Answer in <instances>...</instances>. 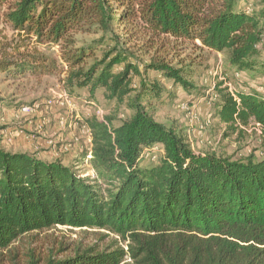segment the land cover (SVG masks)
<instances>
[{"label": "trees", "instance_id": "16d2710c", "mask_svg": "<svg viewBox=\"0 0 264 264\" xmlns=\"http://www.w3.org/2000/svg\"><path fill=\"white\" fill-rule=\"evenodd\" d=\"M243 1L0 0V21L15 33L0 44V81L53 74L60 58L67 89L93 95L101 88L133 111L118 126L111 117L85 121L89 177L61 160L0 148V264H264V96L215 89L220 122L262 130L263 156L243 159L194 152L144 102L162 100L171 86L196 87L192 64L186 71L159 54L171 39L225 54L234 72L259 69L264 11L252 13ZM79 34L95 37L83 41ZM135 38L145 41L140 49L158 54L141 58L128 44ZM52 44L60 45L58 58L39 50ZM154 147L164 151L160 162L142 165ZM59 226L109 231L127 250L114 241L73 248L54 241L49 250L16 245Z\"/></svg>", "mask_w": 264, "mask_h": 264}, {"label": "rangeland", "instance_id": "374dc122", "mask_svg": "<svg viewBox=\"0 0 264 264\" xmlns=\"http://www.w3.org/2000/svg\"><path fill=\"white\" fill-rule=\"evenodd\" d=\"M242 7L259 14L264 11V0H244ZM14 37L10 25L0 21V44ZM93 37V34L77 36L83 41ZM130 39L127 37L128 41ZM144 42L142 38H135L128 44L138 50L137 54L141 58L148 60L158 53L140 49ZM28 50L32 49L21 48V52ZM39 50L52 58H58L60 45H44ZM162 53H168L172 64L185 67L186 71L190 69L187 66L192 64L191 80L196 87L188 92L181 87L171 86L162 95L163 101L153 100L151 105L150 101L144 99L155 119L167 127L178 128L196 153H216L233 159L247 156L261 158L260 126L255 123L242 126L239 123L237 129L233 130L220 122L215 113L220 96L215 89L220 85V88H226L233 95L237 91H244L258 92L264 96V51L259 60L262 63L259 69L243 74L227 69L226 55L208 50L200 41L175 42L171 39L165 51H159V54ZM58 59V70L53 74L0 81V148L9 152L31 153L47 161L61 160L65 165L73 166L80 175L89 177L93 174V167L88 161L89 157L87 159L84 155L91 153L92 139L85 121L94 116L101 120L111 117L113 124L118 126L133 111L126 102L106 99L104 89L98 88L93 95L89 88L67 89L64 82L66 72L63 70V67L67 70L66 62ZM153 75L157 73L152 72ZM25 107L30 110H23ZM163 155L164 151L160 147H154L145 153L142 165L158 164ZM54 241H63L69 248L80 242L107 245L114 241L127 250V244L109 231L67 226L33 233L16 245L21 248L43 246L49 250ZM70 253L68 250L59 256L62 258Z\"/></svg>", "mask_w": 264, "mask_h": 264}, {"label": "built area", "instance_id": "2783aa9c", "mask_svg": "<svg viewBox=\"0 0 264 264\" xmlns=\"http://www.w3.org/2000/svg\"><path fill=\"white\" fill-rule=\"evenodd\" d=\"M23 110L28 111V110H30V108H29V107H25V108H23ZM88 157H89V159L92 157V156H91V153H89Z\"/></svg>", "mask_w": 264, "mask_h": 264}, {"label": "crops", "instance_id": "0c3cea01", "mask_svg": "<svg viewBox=\"0 0 264 264\" xmlns=\"http://www.w3.org/2000/svg\"><path fill=\"white\" fill-rule=\"evenodd\" d=\"M89 161V160H88ZM90 163V162H89ZM91 164V163H90Z\"/></svg>", "mask_w": 264, "mask_h": 264}]
</instances>
